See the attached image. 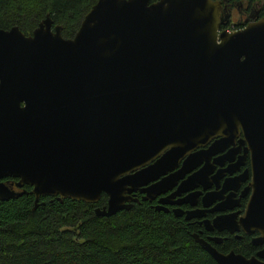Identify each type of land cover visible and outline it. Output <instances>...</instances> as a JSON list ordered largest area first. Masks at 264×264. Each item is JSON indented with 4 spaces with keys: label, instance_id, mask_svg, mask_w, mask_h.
I'll list each match as a JSON object with an SVG mask.
<instances>
[{
    "label": "water",
    "instance_id": "water-1",
    "mask_svg": "<svg viewBox=\"0 0 264 264\" xmlns=\"http://www.w3.org/2000/svg\"><path fill=\"white\" fill-rule=\"evenodd\" d=\"M224 9L221 0H95L68 38L47 15L30 34L0 28V179L28 185L34 206L40 196L104 194L93 212L109 216L136 189L150 197L156 184L146 183L194 157L209 127L240 129L250 193L237 221L213 224L262 242L264 17L220 30ZM21 193L0 181V200ZM192 237L216 264H264V247L245 257Z\"/></svg>",
    "mask_w": 264,
    "mask_h": 264
},
{
    "label": "trees",
    "instance_id": "trees-1",
    "mask_svg": "<svg viewBox=\"0 0 264 264\" xmlns=\"http://www.w3.org/2000/svg\"><path fill=\"white\" fill-rule=\"evenodd\" d=\"M94 1L0 0V28L30 34L47 15L68 38ZM221 1L264 17V0ZM29 190L0 200V264H216L184 221L147 203L98 216L93 209L105 204L104 194L95 203L40 196L34 206Z\"/></svg>",
    "mask_w": 264,
    "mask_h": 264
},
{
    "label": "flooded vegetation",
    "instance_id": "flooded-vegetation-1",
    "mask_svg": "<svg viewBox=\"0 0 264 264\" xmlns=\"http://www.w3.org/2000/svg\"><path fill=\"white\" fill-rule=\"evenodd\" d=\"M221 3L227 18L220 25V30L228 29L229 22L232 23V10L239 14V23L245 24L252 17V8L230 7L223 1ZM205 133V142L189 152H196L194 157L184 164L182 161L186 155L177 158L163 173L146 183L156 184L150 197L142 198L144 193L138 189L130 192L128 195L135 200L128 201L129 207L134 203H147L155 211L169 213L184 221L191 237L196 235L221 253L232 251L245 257L255 256L264 247V240L252 243V238L257 235L255 232L247 234L239 227L231 232L227 228L218 229L213 224L217 216L226 215L228 219L237 221L244 211L251 175L249 151L245 149L243 135L240 129L234 132V129L222 128V125L211 126ZM218 140L221 141L214 143ZM0 181L14 191H22L25 185L17 186V179L10 176ZM186 214L188 218H185ZM261 260L264 261V257Z\"/></svg>",
    "mask_w": 264,
    "mask_h": 264
},
{
    "label": "rangeland",
    "instance_id": "rangeland-1",
    "mask_svg": "<svg viewBox=\"0 0 264 264\" xmlns=\"http://www.w3.org/2000/svg\"><path fill=\"white\" fill-rule=\"evenodd\" d=\"M231 16H232L231 17V22L232 23L229 22L227 31H232L233 29H235V23H237V20L239 19V14L236 13L235 10H232Z\"/></svg>",
    "mask_w": 264,
    "mask_h": 264
},
{
    "label": "built area",
    "instance_id": "built-area-1",
    "mask_svg": "<svg viewBox=\"0 0 264 264\" xmlns=\"http://www.w3.org/2000/svg\"><path fill=\"white\" fill-rule=\"evenodd\" d=\"M226 30H228V29H226ZM234 30V29H233Z\"/></svg>",
    "mask_w": 264,
    "mask_h": 264
}]
</instances>
